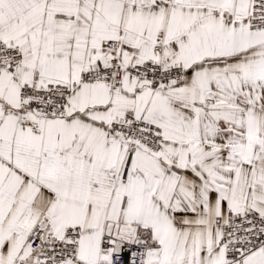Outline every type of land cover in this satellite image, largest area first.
<instances>
[{
	"label": "snow or ice",
	"instance_id": "6c2138e0",
	"mask_svg": "<svg viewBox=\"0 0 264 264\" xmlns=\"http://www.w3.org/2000/svg\"><path fill=\"white\" fill-rule=\"evenodd\" d=\"M0 264H264V0H0Z\"/></svg>",
	"mask_w": 264,
	"mask_h": 264
}]
</instances>
